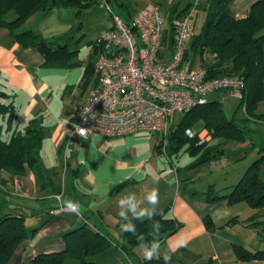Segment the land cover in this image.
<instances>
[{
    "label": "crops",
    "instance_id": "0c3cea01",
    "mask_svg": "<svg viewBox=\"0 0 264 264\" xmlns=\"http://www.w3.org/2000/svg\"><path fill=\"white\" fill-rule=\"evenodd\" d=\"M255 1L233 0L232 13L236 18L244 17ZM206 2L147 0L150 7H135V10L159 6L167 26L170 8L176 6L177 12L187 6L192 14L189 23L195 26L198 21L197 33L205 20L203 6ZM9 15L14 17L15 13H8L6 17ZM71 26V20L61 8L52 7L34 12L21 28L49 37L66 32ZM81 73V66L44 65L39 51L21 46L14 40L12 31L0 27V139L7 142L12 133L22 132L32 119H38L42 126L38 167L32 168L24 162L19 173L5 170L0 173L6 180L0 185L5 191L0 192V216L23 215L27 231L5 264H32L40 253L64 249V233L84 224L112 240L109 248L95 256L97 264H122L120 260L125 258L130 264H134L133 260H145L139 245L130 243L120 231L116 201L120 194L131 191L140 196L145 188L152 187L159 190L154 220L159 222L160 231L157 236L150 221L140 228L139 234L149 243L154 237L158 238L162 252L179 236L186 238L187 246L172 254L174 264H264V207H252L244 201L230 203L225 198L210 200L204 194L210 185L215 188V184H223L220 189L227 193L229 188L226 187L234 184L259 155L257 144L249 137L232 144L234 160L248 153L239 162L229 161L220 144L224 160L204 163L209 170L223 173L224 180L218 181L213 174L208 178L198 176L204 168L202 164L193 166L196 156L179 166L174 157L180 150L166 154L162 149L163 152L158 153L156 146L160 136L147 130L118 136L95 133L86 138H71L78 108L96 87L85 97L73 98L75 103L69 99L66 91L81 80ZM83 85L80 83L79 91H83L80 90ZM176 124L172 121L170 125ZM198 124L190 127L191 130L203 133L205 128ZM225 181L228 183H222ZM68 199L80 204V214L51 212L62 200ZM216 210H224L226 214L214 218ZM251 216V221L247 222ZM230 217L241 221L225 225ZM122 244L132 246L129 255L121 251ZM235 247H241L243 254L249 257H241ZM64 264H79V261L67 258Z\"/></svg>",
    "mask_w": 264,
    "mask_h": 264
},
{
    "label": "trees",
    "instance_id": "16d2710c",
    "mask_svg": "<svg viewBox=\"0 0 264 264\" xmlns=\"http://www.w3.org/2000/svg\"><path fill=\"white\" fill-rule=\"evenodd\" d=\"M107 1L110 4L112 2V0ZM113 1L122 8L124 15L121 17L126 20L137 11L132 5V0ZM232 1L207 0L203 6L206 12L204 23L191 37L189 48L184 52V60L191 67L196 63L204 67L208 77L242 78L243 86L240 88L238 102L244 115L239 119L235 115L229 118L223 109L220 96L214 99L205 98L203 103L182 111L184 114L182 120L175 126L169 127L165 152L177 153L186 147L192 156H196L193 166L215 160L223 154V149L219 147V143L197 145L196 139L185 136L186 126L192 127L202 119V126L211 133L212 138L244 141L252 130V123H264V110L257 111L259 103L264 102V0L253 2L242 18H236L232 13L230 7ZM97 2L98 0H0V27L12 31L14 40L21 46H31L39 51L43 56L44 65L72 67L79 64L77 41L80 35L76 34L75 27L71 26L60 35L44 37L32 29H23L21 26L36 11H44L52 7H69L75 9V15H81ZM176 10V6L170 8L169 22ZM189 10L186 6L177 11L176 15L184 14ZM11 12H14L15 16L11 19L7 18L6 15ZM172 40L173 30L170 27V45ZM93 44V56H95L101 45H98L96 40ZM94 58L89 65L90 72L94 71ZM86 73L85 77H87ZM9 108L12 109V104ZM41 138L40 121L32 119L22 132L12 133L7 142L0 139V173L4 170L12 174L19 173L24 162L36 169ZM257 147L259 155L248 164L234 184L226 187L229 188L227 193L210 185L204 192L206 197L210 200L225 198L230 203L244 201L252 207H264V179L260 176V170L264 167V144L258 143ZM156 150L158 153L163 152L161 140L157 143ZM5 181L0 177L1 185ZM0 192L5 191L0 187ZM252 217L247 218L246 221H251ZM239 221L241 220L237 217H230L224 224H234ZM149 222V220L133 221L137 234L140 228ZM26 235L23 215L6 213L0 216V264L8 261L15 247ZM123 235L133 245L138 244L135 235L125 232ZM63 236L66 242L64 249L40 253L33 258L32 264H64L67 258H76L79 264H97L95 256L109 248L112 242L107 235L85 224L65 232ZM120 248L125 255H129L132 246L122 244ZM235 250L241 257H249L243 254L241 247H235ZM141 264H164V262L162 259H153L142 260ZM170 264H174L172 259Z\"/></svg>",
    "mask_w": 264,
    "mask_h": 264
},
{
    "label": "built area",
    "instance_id": "2783aa9c",
    "mask_svg": "<svg viewBox=\"0 0 264 264\" xmlns=\"http://www.w3.org/2000/svg\"><path fill=\"white\" fill-rule=\"evenodd\" d=\"M98 2L111 11L107 0ZM111 14L112 26L96 39L101 45L93 62L97 84L78 108L71 138L127 135L142 129L159 134L165 151L175 113L203 103L212 92L229 90L239 96L242 78L208 77L204 67L185 62L191 10L174 15L167 26L159 6L139 9L128 20ZM63 211L62 204L51 209Z\"/></svg>",
    "mask_w": 264,
    "mask_h": 264
},
{
    "label": "rangeland",
    "instance_id": "374dc122",
    "mask_svg": "<svg viewBox=\"0 0 264 264\" xmlns=\"http://www.w3.org/2000/svg\"><path fill=\"white\" fill-rule=\"evenodd\" d=\"M102 4L97 2L94 6H92L91 8L87 9L84 11V13H82L81 15H75V9L74 8H67V7H59L61 8L63 14L66 16V18L71 20V25L73 27H75L76 29V34L79 36L80 38L77 41V48L79 50L78 53V57L77 60L79 62L78 65L72 66V67H82V73H81V80L79 82L76 83L75 86L72 87V90H70L71 87H69V89L66 91V95L69 96L68 98H74L75 100H77L78 98L85 97L87 94H89L92 89L94 88V86L97 84V73L94 70L93 72H90L89 69V65L91 63V61H93L94 58V44L93 41H95L100 35L101 32L105 29H108L109 27L112 26V16L111 13H116L119 16H123L124 15V11L122 10V8L116 4H114V1L112 0L110 7H111V11L109 10V8H107L106 6H101ZM132 5L134 7H150L151 5H149L147 3V0H132ZM12 15H9L8 18H12ZM198 26V21L196 20L195 22V26H192V22L189 23V31H188V36H187V41H186V48H189L190 45V41H191V37L193 36V34L196 33V31L199 29L197 28ZM198 61V59H197ZM88 70V73H86ZM87 74V77L84 76V74ZM82 81V82H81ZM86 81V82H85ZM85 82V83H84ZM80 83H83L85 85H83L82 87H80V90L83 91H79V85ZM82 88V89H81ZM61 90V89H60ZM80 92H83L80 93ZM219 93H212L206 96L207 99H214L216 98V96H220V99L222 100V106L223 109L226 113V115L230 118L232 117V115H235V117L237 119L241 118L244 113H243V109L241 107H239V99L236 96L235 93L229 91V90H225V91H218ZM73 99L74 103L75 100ZM264 110V102H260L258 105V109L257 111H261ZM183 112H178L175 113V115L171 118L170 120V124L172 123V121H175L177 123H179L182 118H183ZM199 125H203V120H199L198 121ZM252 130L250 131L249 134V138L250 140L257 144L261 143L264 144V123H252ZM188 130L190 132H193L191 130V128L189 126H186L184 128V134L185 136H187L188 138H192V139H196V143L197 145H201L203 143L205 144H221V146L225 149V155L227 156V159L229 161L232 162H239L242 161L244 159V157L248 154L246 153L245 156H241L240 158H237V160H234V154L235 152L232 151L231 146L232 144H234L236 141L234 140H230V139H224V138H212L211 133H209L208 130H204L203 133H195L193 136L189 135ZM155 134L157 135L156 132H151V134ZM202 140V141H201ZM215 140V141H214ZM199 141H201V143H199ZM208 142V143H207ZM231 144V145H230ZM220 147V146H219ZM250 150V149H249ZM245 153V152H244ZM220 157H217L215 160L210 161L211 164H216V163H220L224 160L223 154L219 155ZM191 153L188 150V148L184 147L180 150L178 156L174 157L176 160V163L180 166H184L186 163H188L191 160ZM166 158V157H165ZM195 161V159H193V162ZM183 164H180L182 163ZM240 164V163H238ZM204 171L202 173H199L198 176L200 178H203V176H205L206 178H208L207 176L209 174H213V178L218 179V181H223V176L222 174H219L218 172H213L211 170H209L208 168V164H202ZM218 165V164H217ZM214 168V167H213ZM238 168V167H237ZM234 170L236 169V166H234L233 168ZM181 173H183L184 168L180 169ZM215 170V169H214ZM260 176L262 179H264V167H262ZM229 177H233V176H229ZM222 179V180H221ZM231 180V178H228ZM235 182L237 180H234ZM224 184H227L228 182H222ZM220 185V186H218ZM215 184V189H220L222 188L221 185L223 184ZM122 264H130L127 259H121L120 260ZM134 264H141V262H139L138 260H133Z\"/></svg>",
    "mask_w": 264,
    "mask_h": 264
},
{
    "label": "clouds",
    "instance_id": "9594fccd",
    "mask_svg": "<svg viewBox=\"0 0 264 264\" xmlns=\"http://www.w3.org/2000/svg\"><path fill=\"white\" fill-rule=\"evenodd\" d=\"M101 6L103 7L104 5L102 4ZM159 199V190L155 187L145 188L140 196L131 191L120 194L116 201L117 215L120 220V231L136 236L143 258L146 261L162 259L164 264H170L172 254L180 247H186L187 239L179 236L174 243L168 245L166 251L162 252L160 240L154 237L150 243L146 242L143 234H137L136 225L133 223L136 220L141 222L144 220L152 221L153 231L158 236L161 226L158 221L154 220V217L157 215ZM61 203L65 211L80 214L81 206L78 202L68 199L62 200ZM223 214H226L224 210H216L213 216L215 218Z\"/></svg>",
    "mask_w": 264,
    "mask_h": 264
}]
</instances>
